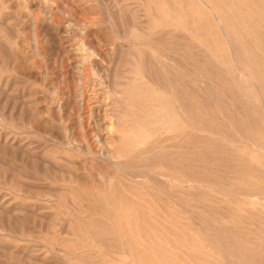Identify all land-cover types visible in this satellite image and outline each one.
I'll use <instances>...</instances> for the list:
<instances>
[{
  "label": "rangeland",
  "instance_id": "1",
  "mask_svg": "<svg viewBox=\"0 0 264 264\" xmlns=\"http://www.w3.org/2000/svg\"><path fill=\"white\" fill-rule=\"evenodd\" d=\"M214 1L229 17L226 0ZM255 1L247 0L264 14V0ZM148 6L0 0V264H166L126 247L128 228L112 218L121 207L136 209L130 225L157 229L165 244L182 243L185 251L171 255L178 264H264V115L252 83L264 88V74L238 75L215 28V37H199L209 45L202 47L185 28H152ZM262 14L254 25L264 42ZM196 30L200 35L202 26ZM249 40L243 38L262 55ZM173 88L205 130L180 128L182 147H173L166 132L123 147L114 132L121 103L130 109L123 90H134L132 101L137 91L160 93L161 103L144 105L152 111L163 104L160 116L172 121L180 117ZM175 161L184 183L179 193L155 174L170 172ZM249 252L260 256L247 258Z\"/></svg>",
  "mask_w": 264,
  "mask_h": 264
},
{
  "label": "bare ground",
  "instance_id": "2",
  "mask_svg": "<svg viewBox=\"0 0 264 264\" xmlns=\"http://www.w3.org/2000/svg\"><path fill=\"white\" fill-rule=\"evenodd\" d=\"M257 1H255V2H257ZM135 3H137V2H134V4ZM145 3H146V5L151 4V7L148 6V9H146L145 8L146 6H145L143 8V10L148 12V11H150L152 9L153 14L155 15L154 17H156L155 18V25H152V28L156 27V26H162V25L170 26V27H173L174 29L181 28V27L185 28V30H187L188 34L190 36H192L196 41H198V46L199 47L200 46L202 47L203 45L209 46L208 42L205 39H200L199 37L202 36L203 38H209L210 35L213 34L211 32V28L212 29L215 28L216 32L218 30L217 34L220 35V39L219 40L222 41V43H225L228 46V48L226 50L229 49V51H230L229 54L231 56L232 64H233L234 69H235V71H236V73L238 75H248L253 70H258V71L261 72V74L260 73H256V75H263L264 74V72H262V71H264V66L261 64V63H264V59H262L263 55H264V51H262V50H264V42H262V40H261L262 37L260 36V30H259L258 26L256 27L254 25L261 19V14L262 13L259 12L260 8L251 7V5L247 2V0H226V5H224L223 8L225 7V13H227V15L229 14V17L226 16L224 13H222V11L219 8V5L217 4V1L215 3L214 0H194L193 4H184L182 0H148V2L145 0ZM186 3H188V2H186ZM137 4H138V9L143 7L142 4H140V2L137 3ZM227 4L236 5L238 10L237 9H231V10L229 9L228 10ZM198 6L202 7L201 10L206 11L205 12V13H207L206 17L209 20L210 25H206L205 22L202 23V21H201L202 18L200 17V14L198 12ZM135 7H137V6H135ZM130 11H131V9H130ZM236 15L238 16V21H237V23H234L237 20V19H235ZM263 15L264 14H262V17H263ZM121 22H122V20H121ZM198 26L200 28L202 26V30H203L200 35L197 32V30H196V27H198ZM204 27L206 28V30L203 29ZM214 35L215 34H213L212 36H214ZM219 35H218V37H219ZM247 37L250 38L249 41H251V42L253 41V45H256L255 46L256 47L255 50L256 49L260 50L262 55H259V53L257 55H256V53L254 54L253 50L250 49L251 47H247L246 46L245 42L243 41V38L245 39ZM216 41H218V40H216ZM250 45H252V43ZM248 49L250 50V52L246 54L245 51L248 50ZM207 50H208V48H207ZM222 50H223V47H222ZM203 52H205V51H203ZM203 52H202V54H203ZM133 53H134L133 54L134 58L131 59V62L136 68L141 70V68H143L144 64H143L142 60L139 58L138 54H136L135 52H133ZM213 53H215V52L213 51ZM229 65H230V63H229ZM135 78H136V76H135ZM253 79L255 80V78H253ZM203 82H204V80H203ZM140 83H141V81H140ZM252 83H253V85H255V87L257 89V93H258V96L260 98V110H262V114L264 115V88L262 87L263 84L260 86L256 82L255 83L252 82ZM176 86H177V84H176ZM206 87H208V86L206 85ZM144 89H140V90H144ZM133 91L134 90H131V89L129 91L128 90H125V91L123 90V93H124L123 98H125V99H127L129 101L130 109L126 111L124 109L125 105H123V103H121L122 104L121 106H123V109H122L123 114L122 115L120 114L116 118V126H115V129H114V132L116 133L115 134L116 138H119L121 140L124 139L123 147H127V148H130V149L134 148L136 145H131V144H135V141H137L139 143L138 145H140V144L143 145L149 139V135L150 134L158 133L160 135V133H163V132L169 133V138L168 139L171 140L172 142H175L172 145L173 147H175V146L178 145L176 143L177 142L176 140H179L178 139L179 138V132H180L179 129L182 128L183 126L186 127V128L192 129L193 131L195 129H197V131L205 130V128H203L204 126L202 127V125H200L199 123L194 122L193 120L189 119L190 114H187L188 111H184L183 105H182V101L179 98V95H178V93L176 91V88H173V92H172L173 93V106L172 107L174 108V110H176L177 113H179L180 117H182V118H180L177 115H175V119L172 120V121L165 120V119H163L161 117L162 115L160 116L159 111L161 110V108L163 109V107H162L163 104H161L159 106H156V107L154 105V109L152 111L147 109L145 107V105H144V102L145 101L149 102V100H151V101L153 100V101H155V103L157 102V104L161 103L160 102V95H161L160 93H157L155 91L156 93L148 94L147 92H145V90H144V92H142V91L138 92L137 91V92L134 93V94H136V97L134 96L135 100L132 101L131 99H132L133 95H131V93ZM58 109H59V107H58ZM163 112H165V111H163ZM172 115H174V114H172ZM186 115H187V117H186ZM184 117H185V119H184ZM120 119H127L126 122L129 121V124L126 125V126L125 125L124 126L123 125H119L118 121ZM118 133H121V135L120 134L118 135ZM197 134H199V132ZM166 138H167V136H166ZM163 142L165 143V141H163ZM175 144H177V145H175ZM178 146H180V145H178ZM148 147H147V149L151 150ZM162 147H164V145ZM180 147H182V146H180ZM107 151L108 152H106V153H109V150H107ZM151 151H150V153H151ZM103 152H105V151H103ZM101 155H103V154H101ZM106 158L109 159L110 156L106 155ZM224 160L227 161V159H225V158H224ZM171 166L172 167H171V171L170 172L162 173L163 171L162 172L156 171L155 174H156V177L158 178L160 183H162L163 185L169 186L170 188H172L174 193H177L178 191H180V188H181L182 184H184V183H183V180H181V178L179 176V173H178V163L175 161L174 163H172ZM173 168H174V170H172ZM135 181H136V179H135ZM197 181L200 182V180H197ZM206 181H205V183H206ZM136 182H139V180L136 181ZM95 183H97V182H95ZM97 185H99V184H97ZM134 187H136V185H134ZM187 187L190 188V190L193 193L197 194V193L200 192V189H199L198 185H196L195 183H191V184L188 183ZM109 191H111V190L109 189ZM106 192H105V194H109L108 192L107 193ZM202 194L204 195V193H202ZM145 195H146V193H145ZM147 200H149V199H147ZM136 212L137 211H136L135 208L132 209V208H126V207H124V208L121 207V208H119L118 210H115V211L113 210V216H112L113 220L115 222L119 223V224H123L124 226L126 225L127 228H128V234L130 233L128 236H126L127 240H128V244H127L126 247L129 250L133 249V251H143L144 252V250H148L151 253L156 254L160 258V260L163 261L166 264H178V261L175 258H171V255H174L177 249H181V250L185 251L183 246H182L183 244L182 243L177 244L175 242H174L175 245L163 243L161 241V239L163 237L160 236L159 234H156L157 229H155V230L151 229V230H148V231H143L145 225L142 224L141 222H139L140 226H137L136 224L133 225V226L130 225L131 222L133 221V220H131L130 217L131 216H135L137 214ZM172 212L175 213L176 211H172ZM175 214H178V213H175ZM168 221H170V220H168ZM155 226H156V224H155ZM125 230H126V228H125ZM130 230H134L135 232H132ZM142 231L144 233H142ZM138 239L139 240L140 239L146 240L149 243H146V244H143V243L140 244L139 243L138 244V243L135 242ZM186 243H188V242H186ZM180 245H181V247H179ZM198 246L199 247H203L204 245L202 246L200 244ZM208 247H210V245ZM206 249H209V248H206ZM211 249H213V248H211ZM247 251H249V249ZM250 251H252V250H250ZM201 252H202V250H201ZM209 252H211V251H209ZM196 253H198V252H196ZM250 254L254 256L255 260L258 259L259 256H260L259 252H249V254L247 255V258L251 257ZM203 257H204V255H203ZM138 260H139V257H138Z\"/></svg>",
  "mask_w": 264,
  "mask_h": 264
}]
</instances>
